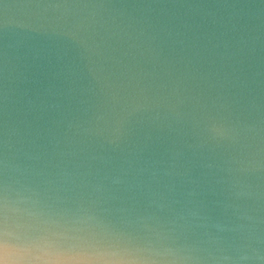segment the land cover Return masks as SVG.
<instances>
[{
    "label": "clouds",
    "instance_id": "obj_1",
    "mask_svg": "<svg viewBox=\"0 0 264 264\" xmlns=\"http://www.w3.org/2000/svg\"><path fill=\"white\" fill-rule=\"evenodd\" d=\"M0 264H264V0H0Z\"/></svg>",
    "mask_w": 264,
    "mask_h": 264
}]
</instances>
